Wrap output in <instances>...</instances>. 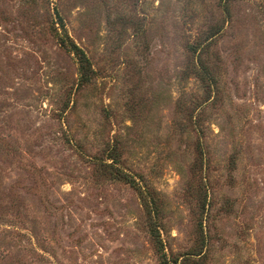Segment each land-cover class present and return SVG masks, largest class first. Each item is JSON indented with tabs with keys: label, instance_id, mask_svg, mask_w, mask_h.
<instances>
[{
	"label": "rangeland",
	"instance_id": "1",
	"mask_svg": "<svg viewBox=\"0 0 264 264\" xmlns=\"http://www.w3.org/2000/svg\"><path fill=\"white\" fill-rule=\"evenodd\" d=\"M0 264H264V0H0Z\"/></svg>",
	"mask_w": 264,
	"mask_h": 264
},
{
	"label": "trees",
	"instance_id": "2",
	"mask_svg": "<svg viewBox=\"0 0 264 264\" xmlns=\"http://www.w3.org/2000/svg\"><path fill=\"white\" fill-rule=\"evenodd\" d=\"M82 53H83V52H82ZM83 55H84V54H83ZM84 59L87 60V58H85V56H84Z\"/></svg>",
	"mask_w": 264,
	"mask_h": 264
}]
</instances>
